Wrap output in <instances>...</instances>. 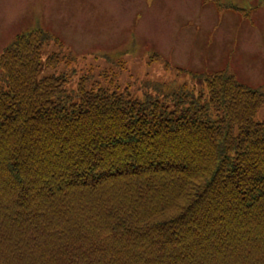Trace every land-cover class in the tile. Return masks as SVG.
<instances>
[{
    "label": "trees",
    "instance_id": "obj_1",
    "mask_svg": "<svg viewBox=\"0 0 264 264\" xmlns=\"http://www.w3.org/2000/svg\"><path fill=\"white\" fill-rule=\"evenodd\" d=\"M50 43L0 55V264H264L261 89L223 70L135 93L70 55L42 67Z\"/></svg>",
    "mask_w": 264,
    "mask_h": 264
},
{
    "label": "rangeland",
    "instance_id": "obj_2",
    "mask_svg": "<svg viewBox=\"0 0 264 264\" xmlns=\"http://www.w3.org/2000/svg\"><path fill=\"white\" fill-rule=\"evenodd\" d=\"M228 2L247 17L203 0H0V55L16 35L39 28L64 46H45L42 67L49 55L69 53L95 80L135 93L144 79L191 87L190 73L227 70L264 93V0ZM255 121L264 122V104Z\"/></svg>",
    "mask_w": 264,
    "mask_h": 264
}]
</instances>
